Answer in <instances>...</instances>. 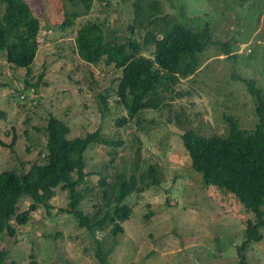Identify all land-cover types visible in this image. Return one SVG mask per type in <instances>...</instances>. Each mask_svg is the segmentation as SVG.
<instances>
[{"label": "rangeland", "instance_id": "374dc122", "mask_svg": "<svg viewBox=\"0 0 264 264\" xmlns=\"http://www.w3.org/2000/svg\"><path fill=\"white\" fill-rule=\"evenodd\" d=\"M25 1L42 21L41 48L30 70L8 64L0 53V174L27 173L44 162L45 127L55 115L69 123L70 138L101 129L109 141L92 145L85 155L87 176L78 190L86 214L114 210L120 176H140L153 165L160 185L126 199L133 213L117 236L113 225L96 234L80 227L74 215L62 211L69 194L58 188L27 223L12 221L14 238L0 236V251H7L2 264H242L239 248L248 239V219L255 216L231 194L204 184L183 135L194 130L227 136L229 117L241 128L258 123L245 80L264 86V0H95L89 14L65 28V13L82 12V5ZM90 21L101 24L111 39L137 41L149 58L154 45H146L145 37L165 21L194 30L208 24L212 41L198 72L175 85L165 106L131 118L118 93L122 71L106 60L89 64L79 56L77 32ZM125 116L128 122L118 125ZM31 205L24 198L18 211ZM261 232L263 240L244 252L248 264H264V227ZM113 247L104 263L100 252Z\"/></svg>", "mask_w": 264, "mask_h": 264}, {"label": "trees", "instance_id": "16d2710c", "mask_svg": "<svg viewBox=\"0 0 264 264\" xmlns=\"http://www.w3.org/2000/svg\"><path fill=\"white\" fill-rule=\"evenodd\" d=\"M60 1L83 6L82 12L65 13L62 28L72 26L80 15L89 14L95 3V0ZM160 19L166 20L165 17ZM165 23L145 37L146 45H154L152 58L141 54L142 46L137 41L120 42L109 38L105 28L97 22L90 21L77 32L76 45L80 58L89 64L106 60L108 66L122 71L118 93L131 118L146 109L165 106L167 94L174 91L175 85L198 72L201 55L212 41L208 24L194 30L182 23ZM42 28L40 17L28 2L0 0V53L8 64L27 70L34 66L41 48ZM223 46L224 52L229 55L228 43H223ZM245 81L255 98L258 123L254 128H241L237 121L229 117L227 136L205 135L194 130H187L183 135L193 168L200 173L204 184L231 194L255 216V219H248V239L239 248L242 264H248L244 254L247 246L263 240L261 229L264 227V86L251 79ZM103 99L108 107V99ZM126 122L128 118L125 116L118 120V125ZM45 131L49 153L44 162L34 163L27 173L8 170L0 174V236L6 234L14 238L17 228L12 221L27 223L31 212L38 210L40 205H49L58 188L69 194L68 208L62 211L74 215L80 227H87L96 234L113 225L114 235L124 232L122 223L133 213L125 201L136 191L145 192L152 185H160L156 167L150 166L140 176H120V194L114 210L107 211L104 216H101L102 210L89 215L80 208L83 194L78 190L87 176L85 155L92 145L109 144V141L104 138L101 129L86 136L70 138L69 123L55 115L50 117ZM14 143L13 139L9 147H13ZM74 174L78 175L76 179ZM24 198L30 199L32 205L19 212L18 204ZM114 248L100 252L104 263ZM6 256V250L0 251V264Z\"/></svg>", "mask_w": 264, "mask_h": 264}]
</instances>
